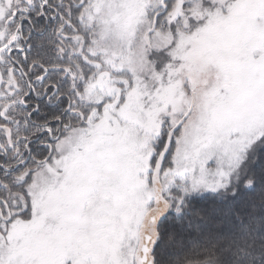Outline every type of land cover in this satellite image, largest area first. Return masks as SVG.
Masks as SVG:
<instances>
[{"label": "snow or ice", "instance_id": "snow-or-ice-1", "mask_svg": "<svg viewBox=\"0 0 264 264\" xmlns=\"http://www.w3.org/2000/svg\"><path fill=\"white\" fill-rule=\"evenodd\" d=\"M0 264H264V0H0Z\"/></svg>", "mask_w": 264, "mask_h": 264}]
</instances>
